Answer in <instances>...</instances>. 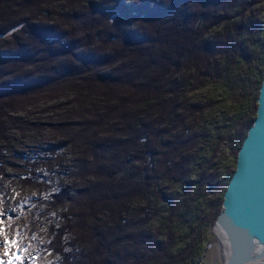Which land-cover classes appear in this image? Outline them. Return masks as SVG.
<instances>
[{
  "label": "trees",
  "instance_id": "trees-1",
  "mask_svg": "<svg viewBox=\"0 0 264 264\" xmlns=\"http://www.w3.org/2000/svg\"><path fill=\"white\" fill-rule=\"evenodd\" d=\"M254 2L0 0V158L10 151L12 129L41 133L17 115L36 95L67 87L76 102L47 125L52 136L39 146L41 158L21 159L8 179L23 194L29 219L19 240L39 246L38 263L197 264L257 116L264 36L251 44L239 39L244 25L236 26L238 36L229 29L232 12ZM215 27L223 31L209 38ZM185 69L194 87L221 73L238 111L227 113L200 180L152 203L159 179L180 180L201 168L186 165L190 142L172 134L186 123L185 82L176 77ZM252 81L254 106L245 109ZM226 141L234 158L223 178L221 164L211 163ZM30 187L36 195H24Z\"/></svg>",
  "mask_w": 264,
  "mask_h": 264
},
{
  "label": "rangeland",
  "instance_id": "rangeland-1",
  "mask_svg": "<svg viewBox=\"0 0 264 264\" xmlns=\"http://www.w3.org/2000/svg\"><path fill=\"white\" fill-rule=\"evenodd\" d=\"M237 25L239 26L238 28L240 26L242 27V25L245 26L244 37L240 35L239 39L246 38L251 44L259 41V39L261 40L262 36H264V0H255L251 8L245 11L239 9L232 12L229 29L238 36L240 30L236 29ZM221 31L223 29L215 27L208 36L209 38L215 37ZM240 58L241 55L239 54V57L232 64L237 67L236 62ZM249 67L252 68L251 64ZM253 69L256 71L257 68L253 65ZM181 72L176 77L178 81L185 82L183 87L181 86V88H185L182 90L180 97L182 105L186 108L192 104H207L208 108L203 113H194L192 110H186L184 108L183 113L186 116L184 118L186 123L183 126L180 125L178 129L175 128L176 130L172 131V134H181L184 139L187 138L186 140L190 142L186 149V154L190 159H188L186 165H195L201 168L197 169V171L193 170L194 172L180 180L171 181V179H159L157 185L158 193H152V198H149L152 203L157 200V195L161 198L160 194H179L187 189V186L191 183L200 180V172L198 170H201L204 165H208L209 159H211L214 153L212 144L218 139L217 135L220 132V126L224 124L227 113L232 111L229 113L231 117L238 111L236 109L238 102L236 107L232 99L235 98L234 95L227 96L231 92V87L228 85L225 86L222 83L223 77L221 73H217V77H212L213 80L207 82V85L204 84L194 87L190 84L192 82L190 80V72L187 69L182 72L183 74ZM249 89V98L247 97L249 103H244L245 109H252L251 107L254 106L257 91L256 81L249 82ZM35 97L37 99L29 102L26 108L19 111L17 115L23 122L29 125L42 127L41 133L37 134L35 130L26 126H23L24 131L19 128L12 129L10 151L3 150L2 158H0V261L3 264H40L36 259L39 246H31L29 241L24 240L20 242L19 240V234L29 225V219L22 214L23 210H21V202L24 199L23 194L16 192L9 185L8 179L16 171L15 166H20L21 159L24 161H37L41 158L39 146L48 144L52 136V132L47 125L53 119H56L58 114L65 113L67 116L66 113L70 112L76 106V102L73 100V93L67 87L58 89V91L52 89V91L44 92ZM71 100L74 103L70 102ZM240 108L242 107L240 106L239 110ZM203 136L207 137L205 141L198 140V142H194V140ZM65 155L67 158L71 156L68 151H65ZM233 158L234 150L231 141H226L216 153V159L212 161L211 165L221 164L220 166L223 169L219 170L218 173L220 174L224 170V166L230 163ZM39 170L46 171L44 166H40ZM221 176L224 178V171ZM208 190L209 188L206 186L203 191ZM37 191V188L30 187L24 195H36ZM139 206L141 205L139 204ZM217 234L219 235V232ZM7 241H12V244H8ZM204 247V250L197 258V264H225V247L214 233V227L209 231L208 241ZM16 257H20L21 259H16Z\"/></svg>",
  "mask_w": 264,
  "mask_h": 264
},
{
  "label": "water",
  "instance_id": "water-1",
  "mask_svg": "<svg viewBox=\"0 0 264 264\" xmlns=\"http://www.w3.org/2000/svg\"><path fill=\"white\" fill-rule=\"evenodd\" d=\"M257 103L214 225L225 247V264H264V78Z\"/></svg>",
  "mask_w": 264,
  "mask_h": 264
},
{
  "label": "snow or ice",
  "instance_id": "snow-or-ice-1",
  "mask_svg": "<svg viewBox=\"0 0 264 264\" xmlns=\"http://www.w3.org/2000/svg\"><path fill=\"white\" fill-rule=\"evenodd\" d=\"M8 244H12V241H7ZM16 259H21L20 257H16ZM0 264H3L2 261H0Z\"/></svg>",
  "mask_w": 264,
  "mask_h": 264
},
{
  "label": "bare ground",
  "instance_id": "bare-ground-1",
  "mask_svg": "<svg viewBox=\"0 0 264 264\" xmlns=\"http://www.w3.org/2000/svg\"><path fill=\"white\" fill-rule=\"evenodd\" d=\"M216 230H217V232H219L220 237H222L220 230L218 228Z\"/></svg>",
  "mask_w": 264,
  "mask_h": 264
}]
</instances>
